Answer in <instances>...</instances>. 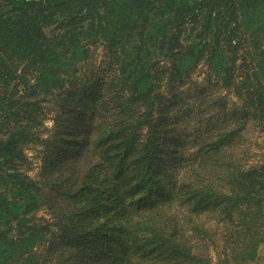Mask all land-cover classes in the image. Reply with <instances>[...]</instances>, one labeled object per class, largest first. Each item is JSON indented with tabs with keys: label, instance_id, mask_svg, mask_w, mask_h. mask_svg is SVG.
<instances>
[{
	"label": "trees",
	"instance_id": "1",
	"mask_svg": "<svg viewBox=\"0 0 264 264\" xmlns=\"http://www.w3.org/2000/svg\"><path fill=\"white\" fill-rule=\"evenodd\" d=\"M261 138L264 0H0V264H249Z\"/></svg>",
	"mask_w": 264,
	"mask_h": 264
},
{
	"label": "rangeland",
	"instance_id": "2",
	"mask_svg": "<svg viewBox=\"0 0 264 264\" xmlns=\"http://www.w3.org/2000/svg\"><path fill=\"white\" fill-rule=\"evenodd\" d=\"M203 75L200 76V75H196V79L198 81H201ZM53 124L52 121H49V127H51ZM262 144L260 145V147L258 148L260 150V153L264 154V139L261 138L260 139ZM34 147L36 146H33V149H31L29 151V155H30V160H31V164H32V168L33 170L30 172V174L33 176V177H37L39 171H40V166H41V159L38 157L37 155V151L34 149ZM40 214H44V213H40ZM249 264H264V245H261V247L259 248V255H258V258L254 261H251Z\"/></svg>",
	"mask_w": 264,
	"mask_h": 264
}]
</instances>
